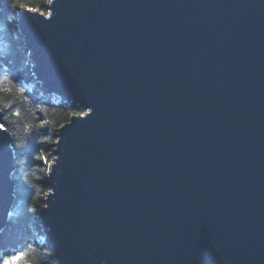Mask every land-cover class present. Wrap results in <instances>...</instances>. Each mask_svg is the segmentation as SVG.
Wrapping results in <instances>:
<instances>
[{
  "label": "water",
  "instance_id": "1",
  "mask_svg": "<svg viewBox=\"0 0 264 264\" xmlns=\"http://www.w3.org/2000/svg\"><path fill=\"white\" fill-rule=\"evenodd\" d=\"M43 11L15 19L33 81L82 113L55 131L36 215L54 264H264V0Z\"/></svg>",
  "mask_w": 264,
  "mask_h": 264
},
{
  "label": "trees",
  "instance_id": "2",
  "mask_svg": "<svg viewBox=\"0 0 264 264\" xmlns=\"http://www.w3.org/2000/svg\"><path fill=\"white\" fill-rule=\"evenodd\" d=\"M46 2L1 0L0 88L9 91H0V113L3 128L12 140L14 201L0 234V264L4 257L18 253H23L24 258L14 264H54L36 215L47 193L44 176L53 157L55 131L77 113L73 106L45 94L33 81L15 26L18 12L43 11Z\"/></svg>",
  "mask_w": 264,
  "mask_h": 264
},
{
  "label": "snow or ice",
  "instance_id": "3",
  "mask_svg": "<svg viewBox=\"0 0 264 264\" xmlns=\"http://www.w3.org/2000/svg\"><path fill=\"white\" fill-rule=\"evenodd\" d=\"M0 91H9V89L0 88ZM15 114L18 115V113H15ZM0 128H2V126H0ZM23 258H24V254L18 253L16 255L11 256V257H4L2 259V264H14L15 261H19Z\"/></svg>",
  "mask_w": 264,
  "mask_h": 264
},
{
  "label": "rangeland",
  "instance_id": "4",
  "mask_svg": "<svg viewBox=\"0 0 264 264\" xmlns=\"http://www.w3.org/2000/svg\"><path fill=\"white\" fill-rule=\"evenodd\" d=\"M46 3H48V0H47V2ZM45 3V4H46ZM41 14H43V15H45V16H47L48 15V13H47V11H39ZM29 67H30V65H29ZM65 105V104H64ZM68 106H71V105H68ZM77 114H82V113H79L78 111H76V110H74ZM52 162V161H51Z\"/></svg>",
  "mask_w": 264,
  "mask_h": 264
}]
</instances>
